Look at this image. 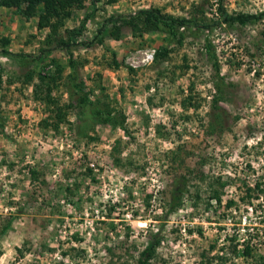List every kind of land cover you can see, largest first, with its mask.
<instances>
[{
    "label": "rangeland",
    "instance_id": "obj_1",
    "mask_svg": "<svg viewBox=\"0 0 264 264\" xmlns=\"http://www.w3.org/2000/svg\"><path fill=\"white\" fill-rule=\"evenodd\" d=\"M219 4L230 13L264 10V0L75 5L59 35L84 28L74 50L78 82L125 117V130L94 123L69 81L67 55L43 52L51 30L39 27L42 8L28 15L0 6V226L18 215L2 237L0 264H139L151 232L160 246L149 264H257L237 250L242 229L260 222L241 198L264 182V23L202 32L183 46L122 25L119 37L93 41L111 16L160 8L211 19ZM209 42L226 86L216 111ZM4 49L40 59H14ZM148 51L152 63L144 62ZM183 176L187 193L169 213ZM230 200L239 207L227 209Z\"/></svg>",
    "mask_w": 264,
    "mask_h": 264
},
{
    "label": "trees",
    "instance_id": "obj_2",
    "mask_svg": "<svg viewBox=\"0 0 264 264\" xmlns=\"http://www.w3.org/2000/svg\"><path fill=\"white\" fill-rule=\"evenodd\" d=\"M81 0H0V6L7 8H22L25 7L26 14H33L38 8L43 9V13L40 16V28L50 27L51 33L47 39L49 47L43 52H53L55 50H62L68 58V65L71 70L69 74V81L72 83V87L78 96L81 107L90 113L91 120L94 123L102 125H112L120 127L125 130V117L120 113H112L109 106L103 107L100 101H93L90 95L85 92V84L78 82V62L74 55L75 48L79 45L77 37L81 36L84 28L69 34L68 38H64L59 35V31L64 26L65 20L71 17L72 11ZM260 23H264V10L257 13H230L223 6L219 4L216 15L213 18L207 17H179L168 13H165L160 8L144 9L136 12L131 16H111L104 20L99 27L98 32L93 41H98L100 38H104L106 34L112 37H119L121 32V25L131 28L136 34L149 32H160L168 35L179 46H183L185 41L189 37L197 36L202 32L212 33L218 28H246L248 26H257ZM5 45L10 42L8 40H2ZM1 41V43H2ZM93 41L91 43H93ZM89 42V44L91 45ZM88 44V45H89ZM86 45V42H83ZM209 53L213 61V68L215 71V96L213 98L212 109L216 111L219 105L225 101L226 86L221 77V66L217 56V52L209 42ZM162 52L159 51L157 58ZM2 54L11 57H25L27 59H40V56L33 58L31 55L25 54H13L7 50H2ZM119 66V63H116ZM40 84L44 85L47 82V76L39 75ZM40 90L37 88L36 92ZM32 181L37 180V171L30 170ZM189 178L183 176L182 180L176 181L175 187L171 192V202L169 213L177 211L181 208L183 199L187 193V187L189 184ZM218 205L222 204V199L215 193ZM243 206L251 207V211L255 215H260V222H250L245 228H243L244 238L237 250L238 256L241 258L253 259L257 264H264V182L256 181L253 186H248L245 191V196L241 198ZM257 202V204H255ZM197 208V205H195ZM234 207H239V203L230 200L226 204L227 209L234 210ZM22 213V212H20ZM17 214H10L4 217V221L0 226V243L2 237L6 235L13 227V223L17 219ZM204 237L203 233L200 234ZM160 246L159 232H151L148 236L147 244L144 250L140 253L138 260L139 264H149L151 260L156 257L157 250Z\"/></svg>",
    "mask_w": 264,
    "mask_h": 264
},
{
    "label": "built area",
    "instance_id": "obj_3",
    "mask_svg": "<svg viewBox=\"0 0 264 264\" xmlns=\"http://www.w3.org/2000/svg\"><path fill=\"white\" fill-rule=\"evenodd\" d=\"M154 60V52L148 51L144 55V62L145 63H152Z\"/></svg>",
    "mask_w": 264,
    "mask_h": 264
}]
</instances>
